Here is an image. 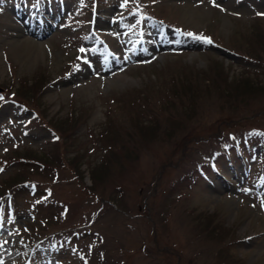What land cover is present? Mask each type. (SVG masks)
<instances>
[{"label":"rangeland","instance_id":"obj_1","mask_svg":"<svg viewBox=\"0 0 264 264\" xmlns=\"http://www.w3.org/2000/svg\"><path fill=\"white\" fill-rule=\"evenodd\" d=\"M105 1L96 0L93 10ZM253 7L244 0H124L106 34L117 56H125L118 32L131 10V16L164 18L184 35L175 49L183 52L133 67L109 61L101 46L83 47L67 30V16L45 38L20 37L17 27L23 25L11 6H0V194L15 173L37 182L13 188L11 208H4L5 216L0 212V225L23 236L19 247L33 244L37 229L49 232L45 241L53 248L61 240L57 233L65 236L69 254L52 250L63 259L45 257L60 264H264V204L255 189L229 178L236 186L231 190L207 168L200 175L195 163L212 142L191 137L185 157L180 144L190 132L222 133L228 125L221 120L229 116L228 124L240 123L226 135L250 125L264 128V67L187 36L215 39L264 64V0ZM139 36L141 42V31ZM17 41L40 48L22 51ZM90 60L97 66L93 72ZM109 78L116 83L107 88ZM4 89L32 109L6 100ZM44 123L62 139L55 141ZM30 154L51 161L28 170L20 158ZM55 160L60 164L51 167ZM150 208L154 223L142 218Z\"/></svg>","mask_w":264,"mask_h":264},{"label":"bare ground","instance_id":"obj_2","mask_svg":"<svg viewBox=\"0 0 264 264\" xmlns=\"http://www.w3.org/2000/svg\"><path fill=\"white\" fill-rule=\"evenodd\" d=\"M226 26V25H225ZM21 37V35H19ZM32 45H35L36 47L40 48L38 45L30 43V42H21V41H17L15 47H22V51H30L31 53H34V47ZM40 51V50H38ZM116 82L115 81H108L106 83V87L110 88L112 85H114ZM120 83V82H119Z\"/></svg>","mask_w":264,"mask_h":264},{"label":"trees","instance_id":"obj_3","mask_svg":"<svg viewBox=\"0 0 264 264\" xmlns=\"http://www.w3.org/2000/svg\"><path fill=\"white\" fill-rule=\"evenodd\" d=\"M214 83V82H213ZM216 84V83H215ZM181 91V90H180ZM184 91V90H183ZM185 93V92H184ZM176 94H178V93H176ZM183 93H182V91L180 92V95H182ZM193 95L192 96H196V94H194V93H192ZM179 95V94H178ZM226 97H228V95L226 96ZM171 106V105H170ZM172 106H176V105H172ZM171 106V107H172ZM148 111H153L152 109H148ZM193 116V112H192V115H189V117H192ZM190 136H192L191 134H189V137ZM105 138H107V136L105 137ZM190 139V138H189ZM181 143H183V144H185V143H187L186 142V139H183L182 140V142ZM31 160H34V159H31ZM41 160H46L47 161V159H41ZM72 161V162H71ZM56 162V161H55ZM70 162H71V164L72 165H75L74 163L75 162H77L75 159L74 160H70ZM109 161H107V163H108ZM58 164V163H57ZM25 179L23 178V177H21V176H17V177H15V178H13V182H14V185L16 184V183H20V182H22V181H24ZM12 183V182H11Z\"/></svg>","mask_w":264,"mask_h":264},{"label":"snow or ice","instance_id":"obj_4","mask_svg":"<svg viewBox=\"0 0 264 264\" xmlns=\"http://www.w3.org/2000/svg\"><path fill=\"white\" fill-rule=\"evenodd\" d=\"M189 35H191V34H189Z\"/></svg>","mask_w":264,"mask_h":264}]
</instances>
